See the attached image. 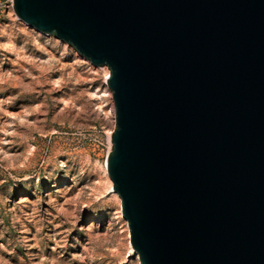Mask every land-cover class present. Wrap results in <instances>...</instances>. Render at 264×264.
I'll return each instance as SVG.
<instances>
[{
    "label": "water",
    "instance_id": "1",
    "mask_svg": "<svg viewBox=\"0 0 264 264\" xmlns=\"http://www.w3.org/2000/svg\"><path fill=\"white\" fill-rule=\"evenodd\" d=\"M107 65L106 171L141 264H264V0H13Z\"/></svg>",
    "mask_w": 264,
    "mask_h": 264
},
{
    "label": "rangeland",
    "instance_id": "2",
    "mask_svg": "<svg viewBox=\"0 0 264 264\" xmlns=\"http://www.w3.org/2000/svg\"><path fill=\"white\" fill-rule=\"evenodd\" d=\"M108 74L0 0V264H139L107 188Z\"/></svg>",
    "mask_w": 264,
    "mask_h": 264
},
{
    "label": "bare ground",
    "instance_id": "3",
    "mask_svg": "<svg viewBox=\"0 0 264 264\" xmlns=\"http://www.w3.org/2000/svg\"><path fill=\"white\" fill-rule=\"evenodd\" d=\"M108 76V75H107ZM106 76V77H107ZM111 142V141H110ZM104 169H105V173H106V175L108 176V174H107V172H106V166L104 167ZM106 179V178H105ZM107 188H108V190H111V192L113 193V196L119 201V203H120V197H119V195H118V193L112 188V182H111V179L109 178V176H108V183H107ZM114 199V198H113ZM116 199H115V201H116ZM117 202V201H116ZM120 205H121V203H120ZM130 247H131V250L135 253V255H136V257H137V260L139 261V264H141V262H140V260H139V256H138V253L133 249V247L131 246V244H130ZM129 247V248H130Z\"/></svg>",
    "mask_w": 264,
    "mask_h": 264
}]
</instances>
